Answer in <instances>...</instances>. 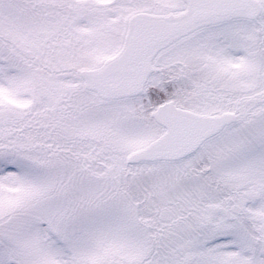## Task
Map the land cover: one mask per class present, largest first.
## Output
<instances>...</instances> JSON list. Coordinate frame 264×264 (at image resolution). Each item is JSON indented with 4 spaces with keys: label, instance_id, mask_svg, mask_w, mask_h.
I'll return each instance as SVG.
<instances>
[{
    "label": "snow or ice",
    "instance_id": "snow-or-ice-1",
    "mask_svg": "<svg viewBox=\"0 0 264 264\" xmlns=\"http://www.w3.org/2000/svg\"><path fill=\"white\" fill-rule=\"evenodd\" d=\"M0 264H264V0H0Z\"/></svg>",
    "mask_w": 264,
    "mask_h": 264
}]
</instances>
